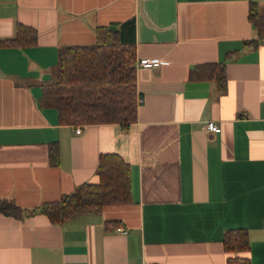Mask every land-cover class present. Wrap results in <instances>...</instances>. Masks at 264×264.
Here are the masks:
<instances>
[{
	"label": "crops",
	"instance_id": "0c3cea01",
	"mask_svg": "<svg viewBox=\"0 0 264 264\" xmlns=\"http://www.w3.org/2000/svg\"><path fill=\"white\" fill-rule=\"evenodd\" d=\"M249 2L0 0V38L18 23L38 30L34 45L0 46V199L34 209L98 182L104 152L130 163L133 197L60 224L0 212V264H225L222 239L235 227L249 231L252 264H264V42H245L258 39ZM130 19L136 62L161 60L136 65L137 120L78 124L80 132L60 123L43 96L61 47ZM222 61L226 89L189 78L195 65ZM210 120L221 129H207Z\"/></svg>",
	"mask_w": 264,
	"mask_h": 264
},
{
	"label": "trees",
	"instance_id": "16d2710c",
	"mask_svg": "<svg viewBox=\"0 0 264 264\" xmlns=\"http://www.w3.org/2000/svg\"><path fill=\"white\" fill-rule=\"evenodd\" d=\"M248 19L258 32V39L246 43L264 42V13L257 0H250ZM96 26V40L61 47L56 78L44 86V102L54 106L62 124L119 122L129 125L138 117V89L136 72V34L134 20ZM38 41V30L18 23L16 33L1 37L0 46H30ZM192 80L216 78L220 88L226 89L228 78L225 63L206 62L195 65L189 73ZM49 156L57 163L59 144H49ZM98 182H83L75 190L59 198L45 201L28 209L0 199V212L22 218L41 212L50 221L60 224L73 215L99 210L111 204L133 201L131 166L118 152L100 154ZM228 255L225 264H252L248 251L250 235L246 227L229 228L222 239ZM158 264V263H151Z\"/></svg>",
	"mask_w": 264,
	"mask_h": 264
},
{
	"label": "built area",
	"instance_id": "2783aa9c",
	"mask_svg": "<svg viewBox=\"0 0 264 264\" xmlns=\"http://www.w3.org/2000/svg\"><path fill=\"white\" fill-rule=\"evenodd\" d=\"M161 60L160 58L157 57H153V58H149V57H142L139 58L136 62L137 66H158L160 64ZM207 129L212 130V131H219L221 129V127L219 126V124L213 120H210L207 122ZM81 131V126L77 125L76 126V132H80ZM117 230L119 232H127V229L125 227H118Z\"/></svg>",
	"mask_w": 264,
	"mask_h": 264
},
{
	"label": "water",
	"instance_id": "95a60500",
	"mask_svg": "<svg viewBox=\"0 0 264 264\" xmlns=\"http://www.w3.org/2000/svg\"><path fill=\"white\" fill-rule=\"evenodd\" d=\"M111 27L114 28V29H116V25H114V24H112Z\"/></svg>",
	"mask_w": 264,
	"mask_h": 264
}]
</instances>
